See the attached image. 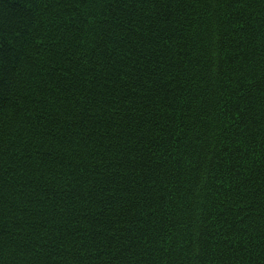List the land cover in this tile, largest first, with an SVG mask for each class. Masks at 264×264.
Returning a JSON list of instances; mask_svg holds the SVG:
<instances>
[{
  "label": "trees",
  "instance_id": "obj_1",
  "mask_svg": "<svg viewBox=\"0 0 264 264\" xmlns=\"http://www.w3.org/2000/svg\"><path fill=\"white\" fill-rule=\"evenodd\" d=\"M0 264H264V0H0Z\"/></svg>",
  "mask_w": 264,
  "mask_h": 264
}]
</instances>
